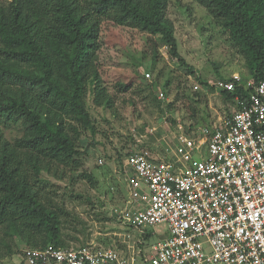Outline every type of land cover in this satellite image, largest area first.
<instances>
[{"label":"trees","instance_id":"obj_1","mask_svg":"<svg viewBox=\"0 0 264 264\" xmlns=\"http://www.w3.org/2000/svg\"><path fill=\"white\" fill-rule=\"evenodd\" d=\"M170 1L0 0V246L7 254L14 252L13 242L31 248L69 247L66 236L79 238L67 229L79 232L86 225L79 213L49 195L47 174H57L61 165L83 168L79 141L86 131L96 133L88 93L95 103L109 107L114 102L101 72L105 22L158 36L172 57L197 72L179 53L168 16ZM195 1L229 33L245 58L247 77L257 83L264 71V0ZM197 78L215 90L210 81ZM119 86L130 88L127 83ZM158 87L157 82L147 83L141 92L148 89L147 97L160 106ZM219 91L229 107L236 94L248 93L240 85L236 91ZM166 105L173 109L172 103ZM12 124L23 131L15 139L4 128ZM82 175L97 187L94 173L85 170ZM150 237L144 234V240Z\"/></svg>","mask_w":264,"mask_h":264},{"label":"built area","instance_id":"obj_2","mask_svg":"<svg viewBox=\"0 0 264 264\" xmlns=\"http://www.w3.org/2000/svg\"><path fill=\"white\" fill-rule=\"evenodd\" d=\"M210 83L248 93L219 121L177 134L170 154L138 149L119 170L127 199L115 215L141 243L161 235L151 252L48 244L23 249L21 264H264V71L257 83L239 73Z\"/></svg>","mask_w":264,"mask_h":264},{"label":"rangeland","instance_id":"obj_3","mask_svg":"<svg viewBox=\"0 0 264 264\" xmlns=\"http://www.w3.org/2000/svg\"><path fill=\"white\" fill-rule=\"evenodd\" d=\"M168 16L174 23L179 53L196 73L172 57L158 36L111 21L103 25L101 72L114 102L109 107L95 103L94 95L88 93L86 102L95 118L96 133L86 131L79 141L78 147L84 152L83 168L74 170L73 166L61 165L57 174H47L49 195L64 202L86 222L85 226H79L82 228L79 232L67 229L79 238L66 236L69 247L86 241V245L114 246L126 251L143 248L151 252L161 235H151L141 243L139 233L123 224L114 212L127 199V192L118 180L123 162L129 153L142 148L161 156L170 154L167 142L173 145L176 135L190 124H209L231 113L234 104L229 107L220 91L210 90L198 75L215 82L229 79L234 73L243 77L250 74L229 33L197 1L171 0ZM155 50H158L156 58ZM146 72L151 73L150 77ZM152 82H157L167 94L166 100H160V106L147 97L148 89L141 92ZM119 83L130 84V88L122 90ZM195 84L201 87L196 89ZM167 103H172V110ZM4 128L10 139L23 133L18 125ZM85 170L97 176V187L83 177ZM12 247L14 252L7 254L6 248L0 246L4 253L0 264H21L26 246L13 242Z\"/></svg>","mask_w":264,"mask_h":264}]
</instances>
